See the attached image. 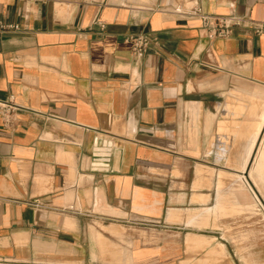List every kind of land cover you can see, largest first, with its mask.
Segmentation results:
<instances>
[{
    "label": "crops",
    "instance_id": "obj_1",
    "mask_svg": "<svg viewBox=\"0 0 264 264\" xmlns=\"http://www.w3.org/2000/svg\"><path fill=\"white\" fill-rule=\"evenodd\" d=\"M181 3L247 24L211 38ZM251 25L264 0H0V100L25 108L0 137V264H252L186 223L220 203L207 152L264 151Z\"/></svg>",
    "mask_w": 264,
    "mask_h": 264
},
{
    "label": "rangeland",
    "instance_id": "obj_2",
    "mask_svg": "<svg viewBox=\"0 0 264 264\" xmlns=\"http://www.w3.org/2000/svg\"><path fill=\"white\" fill-rule=\"evenodd\" d=\"M260 104L258 98L259 108ZM262 141L259 150L264 148V139ZM259 152H250L245 168L247 152L206 153L210 156L209 167L214 169L210 170L211 176H215L218 182L214 196L216 199L219 189L220 203H213L201 213H187L186 223L191 228L193 226L194 231L209 232V242L217 243L219 248L212 249L211 254L218 255L217 250L222 252L223 246L219 243L226 241L240 247L235 258L264 264V155L261 168L256 171L251 169ZM180 217L173 212L168 221L180 222ZM218 230H222L221 236H213Z\"/></svg>",
    "mask_w": 264,
    "mask_h": 264
},
{
    "label": "built area",
    "instance_id": "obj_3",
    "mask_svg": "<svg viewBox=\"0 0 264 264\" xmlns=\"http://www.w3.org/2000/svg\"><path fill=\"white\" fill-rule=\"evenodd\" d=\"M167 11L198 19L201 29L211 38H226L233 28L244 27L247 24L244 18L237 17L233 13L227 16H213L202 11L197 4L191 3L175 4L169 6ZM251 28L257 35L264 32V28L258 25H251ZM13 29H16V27ZM125 41L129 44L132 55L138 60L158 44L157 38L151 33L132 34L127 36ZM24 110L25 108L17 105L12 97L0 100V137L14 129L17 116Z\"/></svg>",
    "mask_w": 264,
    "mask_h": 264
},
{
    "label": "bare ground",
    "instance_id": "obj_4",
    "mask_svg": "<svg viewBox=\"0 0 264 264\" xmlns=\"http://www.w3.org/2000/svg\"><path fill=\"white\" fill-rule=\"evenodd\" d=\"M261 120H263V119H261ZM263 124V123H262ZM260 126V125H259ZM259 128H261V127H259ZM259 132V131H258ZM263 142V141H262ZM262 144V143H261ZM253 146V145H252ZM249 155H250V152H247L246 153V159H245V163H244V168L246 167L245 165H246V163H247V160H248V157H249ZM263 155H264V151L262 152L261 151V153L259 152L258 153V155H257V157L255 158V160L253 161V165H252V170H254V171H256L257 169H260L261 168V166H262V158H263ZM253 171V172H254ZM255 173V172H254ZM258 173V172H257ZM259 174V173H258ZM253 175V174H252ZM256 175V174H255ZM256 177V176H255ZM261 177V176H260ZM253 178V177H252ZM259 178V177H258ZM261 179V178H260Z\"/></svg>",
    "mask_w": 264,
    "mask_h": 264
}]
</instances>
